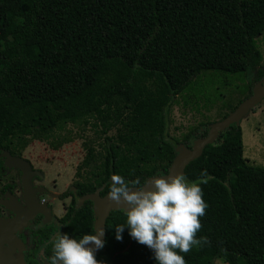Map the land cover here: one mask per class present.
I'll use <instances>...</instances> for the list:
<instances>
[{
	"label": "trees",
	"instance_id": "16d2710c",
	"mask_svg": "<svg viewBox=\"0 0 264 264\" xmlns=\"http://www.w3.org/2000/svg\"><path fill=\"white\" fill-rule=\"evenodd\" d=\"M3 27L0 152H18L32 139L57 148L67 138L55 130L89 124L98 147L84 142L78 195L100 186V195L109 192L112 175L142 185L168 171L172 141L190 148L205 136L212 122L179 138L168 132L172 105L204 71L243 77L244 93L228 111L264 77L257 43L264 0H0ZM183 175L200 184L208 204L200 244L180 253L186 264H264V167L246 163L240 124L220 132ZM75 203L64 233L79 239L93 234L94 215L91 200ZM125 219L123 209L109 212L100 252L111 264H155L127 229L115 239Z\"/></svg>",
	"mask_w": 264,
	"mask_h": 264
},
{
	"label": "clouds",
	"instance_id": "9594fccd",
	"mask_svg": "<svg viewBox=\"0 0 264 264\" xmlns=\"http://www.w3.org/2000/svg\"><path fill=\"white\" fill-rule=\"evenodd\" d=\"M110 180L107 198L116 205L128 206L123 208L125 222L114 227L115 239L122 240V233L127 229L132 239L152 251L155 264H186L180 253H188L192 246L200 244L196 238L201 229L199 218L208 207L200 184L188 181L183 174L167 178L154 176L147 190L138 177L126 182L124 177L112 175ZM103 235L104 229L96 228L95 234L75 239L58 230L51 240L52 255L46 262L101 264L94 251L104 247Z\"/></svg>",
	"mask_w": 264,
	"mask_h": 264
},
{
	"label": "rangeland",
	"instance_id": "374dc122",
	"mask_svg": "<svg viewBox=\"0 0 264 264\" xmlns=\"http://www.w3.org/2000/svg\"><path fill=\"white\" fill-rule=\"evenodd\" d=\"M8 34V29L0 28V39ZM262 53L264 65V34L257 38ZM205 72V73H204ZM194 86L180 93L177 101L172 105L169 114L168 132L179 138L190 126L199 122H214L234 105L244 93V79L241 75L226 72L204 71ZM229 112V111H228ZM242 136L243 157L246 163L264 167V97L251 107L239 121ZM113 130L108 131L112 134ZM54 134L67 138L60 146L54 148L47 140L32 139L20 150L23 157L40 168L47 179L56 180V188L60 191L85 173L84 166H80L86 149L84 142L95 140L94 147H98L96 133L90 125L66 123L62 129ZM58 202L51 205L58 208ZM60 214V212H58ZM104 264H111L103 260ZM215 264H228L221 258Z\"/></svg>",
	"mask_w": 264,
	"mask_h": 264
},
{
	"label": "flooded vegetation",
	"instance_id": "af4514ba",
	"mask_svg": "<svg viewBox=\"0 0 264 264\" xmlns=\"http://www.w3.org/2000/svg\"><path fill=\"white\" fill-rule=\"evenodd\" d=\"M9 153L27 161L32 174L25 186L23 171L6 166L0 157V264H20V261L23 264H47L46 258L52 255L51 240L58 230L64 233L67 229L74 198L75 207H78L73 188L76 194L77 189L71 184L60 191L54 190L56 180L47 179L44 172L20 151ZM53 201L58 202V208L51 205ZM58 226L61 227L58 229ZM100 251L94 255L104 264L103 260H109Z\"/></svg>",
	"mask_w": 264,
	"mask_h": 264
},
{
	"label": "water",
	"instance_id": "95a60500",
	"mask_svg": "<svg viewBox=\"0 0 264 264\" xmlns=\"http://www.w3.org/2000/svg\"><path fill=\"white\" fill-rule=\"evenodd\" d=\"M264 97V77L255 83L252 88V93L249 97L243 99L233 110L229 111L228 114L217 121H214L209 124L207 134L203 137L194 138L191 143V147L188 148L184 143H176L172 141L173 148L176 151L175 157L173 158L171 164L169 165L168 171L166 173L154 176L161 177H169L176 176L178 174H183L186 165L198 158L202 152L203 148L207 144H211L217 137V135L224 131L230 124H238L241 117L255 105L259 100ZM0 157H3L4 163L8 167H17L21 169L24 173V185L29 183V177L32 174L31 168L27 161L21 159L20 157L12 156L9 151L5 150L0 153ZM154 176H149L146 181L141 185L145 186L146 190L151 188V179ZM147 184V185H146ZM103 186L98 187L92 193H86L83 195L76 194L75 188H73L76 198H77V206H80L82 202L86 199L92 201V211L94 215L93 220V234H95L96 228H103L104 235L101 238L104 241L105 238V220L111 210L115 209H127V205L122 203L120 205H116L114 202L109 200L108 192L103 195H100L99 192ZM135 190V189H132ZM99 250V249H98ZM98 250L94 251V254L97 253ZM20 264H23L21 261Z\"/></svg>",
	"mask_w": 264,
	"mask_h": 264
}]
</instances>
